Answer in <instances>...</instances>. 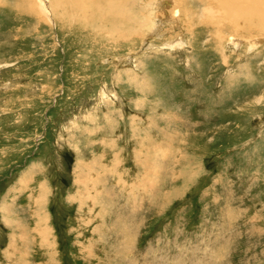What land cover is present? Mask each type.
I'll list each match as a JSON object with an SVG mask.
<instances>
[{"label": "rangeland", "instance_id": "obj_1", "mask_svg": "<svg viewBox=\"0 0 264 264\" xmlns=\"http://www.w3.org/2000/svg\"><path fill=\"white\" fill-rule=\"evenodd\" d=\"M220 1L0 0V264H264V0Z\"/></svg>", "mask_w": 264, "mask_h": 264}, {"label": "bare ground", "instance_id": "obj_2", "mask_svg": "<svg viewBox=\"0 0 264 264\" xmlns=\"http://www.w3.org/2000/svg\"><path fill=\"white\" fill-rule=\"evenodd\" d=\"M218 1H219V0H218ZM229 2H230V0H228V1H227V0H225V1H220L221 7H223V8H227V9L230 8L232 5L229 7ZM256 14L259 15V16H256V17H259V18L262 19V21L264 22V15L262 16L261 13H257V12H256ZM233 16H234V15H233ZM253 16H254V15H253ZM234 17H235V16H234ZM158 28H159V27H158ZM231 40H232V39H231ZM234 41H235V40L233 39V43H234ZM254 41H255V43H257V44H260V43L264 42V39H262V38H261V39H255ZM237 43H238V42H237ZM234 44H235V43H234Z\"/></svg>", "mask_w": 264, "mask_h": 264}]
</instances>
